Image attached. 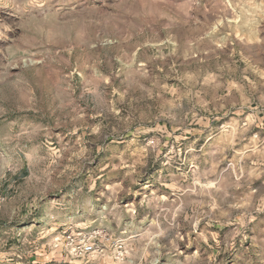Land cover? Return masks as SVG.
<instances>
[{
  "label": "rangeland",
  "instance_id": "1",
  "mask_svg": "<svg viewBox=\"0 0 264 264\" xmlns=\"http://www.w3.org/2000/svg\"><path fill=\"white\" fill-rule=\"evenodd\" d=\"M0 264H264V0H0Z\"/></svg>",
  "mask_w": 264,
  "mask_h": 264
},
{
  "label": "built area",
  "instance_id": "2",
  "mask_svg": "<svg viewBox=\"0 0 264 264\" xmlns=\"http://www.w3.org/2000/svg\"><path fill=\"white\" fill-rule=\"evenodd\" d=\"M93 251V245L92 244H83L81 246V253L82 255H88Z\"/></svg>",
  "mask_w": 264,
  "mask_h": 264
}]
</instances>
